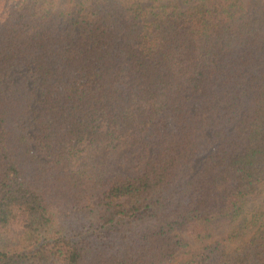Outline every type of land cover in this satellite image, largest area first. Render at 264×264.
<instances>
[{
	"label": "trees",
	"instance_id": "trees-1",
	"mask_svg": "<svg viewBox=\"0 0 264 264\" xmlns=\"http://www.w3.org/2000/svg\"><path fill=\"white\" fill-rule=\"evenodd\" d=\"M55 2L0 0V264H264V0Z\"/></svg>",
	"mask_w": 264,
	"mask_h": 264
},
{
	"label": "rangeland",
	"instance_id": "rangeland-1",
	"mask_svg": "<svg viewBox=\"0 0 264 264\" xmlns=\"http://www.w3.org/2000/svg\"><path fill=\"white\" fill-rule=\"evenodd\" d=\"M69 0H56L54 3V7L56 10L65 9L67 8ZM186 0H176V2L182 6V8H186L185 4ZM244 5H246L247 0H241ZM149 5L151 4V0H143V5ZM22 78V74H16V76L13 79V83L11 85H8L6 87V90L10 92L14 86H16ZM198 112V110L193 109V113ZM32 124V120H29V125ZM36 127L31 126L30 134L34 136ZM34 148L38 151V154L43 156V153L38 148L36 144H34ZM80 152L78 153V157L75 160V164L78 166L82 164L87 156L91 155L95 159H98L101 162H107L110 160H113L115 162V172L119 175L129 173L131 171L130 169V162L136 159L140 152L127 147H120L116 149H106V148H94L89 147L87 145L79 147ZM257 214H262V221L264 222V197L257 199L251 203L248 204L246 207L242 218L247 219L248 221H251ZM238 222L234 223H227L223 227L215 228L212 236V240H220V239H226L228 235L234 231L237 227ZM257 228L249 229L245 233V235L241 238L236 239L235 241L226 242V247L229 251L237 248L240 244L246 242L250 237L253 236V234L256 232ZM184 238L187 241V247L183 250H181L175 257V260L171 262L170 264H178L181 262H184L188 260L192 253L195 252L198 248L203 246L206 243H209L210 241L199 243L194 240V238L191 235H185Z\"/></svg>",
	"mask_w": 264,
	"mask_h": 264
}]
</instances>
